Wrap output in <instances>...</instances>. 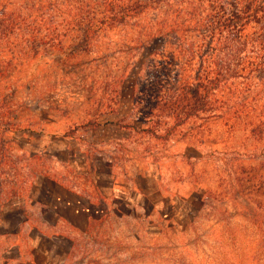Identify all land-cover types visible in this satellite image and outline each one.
<instances>
[{
  "label": "rangeland",
  "instance_id": "obj_1",
  "mask_svg": "<svg viewBox=\"0 0 264 264\" xmlns=\"http://www.w3.org/2000/svg\"><path fill=\"white\" fill-rule=\"evenodd\" d=\"M115 37L105 52L32 61L5 90L31 129L0 133V264H264L263 144L214 119L168 139L144 131L156 123L138 83L160 45L119 53Z\"/></svg>",
  "mask_w": 264,
  "mask_h": 264
},
{
  "label": "trees",
  "instance_id": "obj_2",
  "mask_svg": "<svg viewBox=\"0 0 264 264\" xmlns=\"http://www.w3.org/2000/svg\"><path fill=\"white\" fill-rule=\"evenodd\" d=\"M21 3L13 8L10 0H0V119L8 123L0 132L3 137L31 129L18 122V110L5 94L19 84L17 75L25 65L56 55L74 59L92 48L105 52L110 48L102 46L103 41L116 35L119 53L160 45L138 83L142 95L136 104H142L147 124L156 123L144 131L168 139L191 120L221 121L233 133L244 123L250 142L262 143L264 151V0ZM13 119L15 125H9ZM163 120L169 121L165 131ZM199 129L204 133L203 125ZM244 149L249 152L248 143ZM2 154L3 164L9 166V150ZM256 167L264 190V155ZM253 203L264 209L263 203ZM254 221L263 227L264 215L257 213Z\"/></svg>",
  "mask_w": 264,
  "mask_h": 264
},
{
  "label": "crops",
  "instance_id": "obj_3",
  "mask_svg": "<svg viewBox=\"0 0 264 264\" xmlns=\"http://www.w3.org/2000/svg\"><path fill=\"white\" fill-rule=\"evenodd\" d=\"M48 180H49L50 183H52V184H56L58 187H62V189H64L65 191H68V190L66 189V187L63 186L62 184H60L58 181H55V180H53V179H48ZM57 199H58L59 202H60V201H63V202H65V204L69 205V202L65 201L64 199H63V200H62L61 198H57Z\"/></svg>",
  "mask_w": 264,
  "mask_h": 264
}]
</instances>
